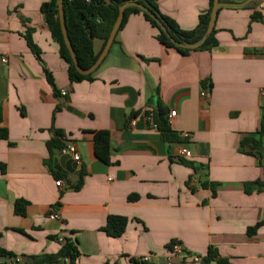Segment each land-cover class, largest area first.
<instances>
[{
  "label": "crops",
  "instance_id": "obj_1",
  "mask_svg": "<svg viewBox=\"0 0 264 264\" xmlns=\"http://www.w3.org/2000/svg\"><path fill=\"white\" fill-rule=\"evenodd\" d=\"M46 1L0 0V125L7 130L0 138V248L20 264H41L63 236L78 244L76 264H192L170 254L179 242L200 258L212 249L210 264H264V222L247 231L264 219V0H221L243 5L218 9L216 46L186 54L164 47L143 14L130 12L93 79L78 82L69 80L45 23ZM155 2L181 30L196 26L208 7V0ZM253 12L260 18L251 19ZM102 44L93 39L94 53ZM157 109L178 141L144 120ZM102 129L109 162L93 151V132ZM181 132L189 133L187 157L179 152ZM62 137L81 156L71 185L54 162ZM58 178L64 184L56 186ZM17 200L26 201L21 215ZM54 207L60 219L49 218ZM108 215L127 218L121 235L103 230ZM145 254L147 263L132 260Z\"/></svg>",
  "mask_w": 264,
  "mask_h": 264
},
{
  "label": "trees",
  "instance_id": "obj_2",
  "mask_svg": "<svg viewBox=\"0 0 264 264\" xmlns=\"http://www.w3.org/2000/svg\"><path fill=\"white\" fill-rule=\"evenodd\" d=\"M125 0H63V12L65 17V27L69 39L71 41V46L78 60V65L82 68H87L91 64H94L99 53H94L93 51V39L101 38L103 40V45L108 37L111 25L117 15V6L123 3ZM141 4H144L149 9L154 10L160 18L165 22L168 28V32L175 41H196L204 32L207 27L209 20V11L212 7L213 0H208V7L199 14L197 25L190 30H181L175 23V20L167 16L162 15L156 7L155 0H139ZM221 1V0H220ZM57 0H49L41 4V11L45 18V23L47 24L51 36L58 46L59 55L67 62V75L69 80L73 82H78L81 80H92L93 72L88 74L78 73L74 66L70 54L64 45L63 36L59 26V19L57 13ZM135 11V13H142L143 16L156 28L157 34L156 39L164 45V47H172L174 50L186 54L190 50H202L212 46L217 45L215 38V26L208 37L205 39L204 43L197 48L186 49L179 48L174 45V43L162 32L157 23L153 18H151L144 11L135 8V6H129L124 9L122 23H124L128 13ZM260 16L253 12L251 14V19H259ZM118 29V30H119ZM117 34V33H116ZM27 45L37 56L39 54L38 48L34 45L30 36L26 34ZM115 40V39H114ZM113 40V41H114ZM49 81L52 82V78L47 70H44ZM204 85V83H203ZM153 120L157 124L156 129L158 130L160 136L167 141H178V135L172 131L168 119L166 118V111L164 109H157L152 111ZM0 122H2L0 117ZM258 134L264 136V118L261 120L260 129H258ZM59 135V133H58ZM7 136V130L5 127L0 125V138H5ZM61 136V135H60ZM93 151L97 158L104 162L110 161L109 154V132L105 129L97 130L93 132ZM254 146V145H253ZM255 148H259L255 146ZM3 165H1L2 167ZM24 200H17L14 205V211L16 214H23L25 211ZM264 222V219L257 222L255 226L249 227L247 229L248 233H252L259 225ZM127 225V218L120 215H108L106 225H104L103 230L111 237H117L121 235ZM76 240L63 237V241L60 247L54 255H41L39 259L42 258L41 264H76V259L79 256V250L77 248ZM0 254H8L6 250L0 248ZM9 256H12L8 254ZM215 258L214 251L207 248L206 254L201 258L198 264H210ZM36 261V258H34ZM136 263L135 259H132ZM225 264V262H221Z\"/></svg>",
  "mask_w": 264,
  "mask_h": 264
},
{
  "label": "water",
  "instance_id": "obj_3",
  "mask_svg": "<svg viewBox=\"0 0 264 264\" xmlns=\"http://www.w3.org/2000/svg\"><path fill=\"white\" fill-rule=\"evenodd\" d=\"M226 4L236 5V6L243 5V3H224V2H221L220 0H213L212 7L210 8V11H209V20L207 23V27L205 28L203 34L196 41L195 40L194 41H175V39H173L171 37V35L169 34L168 28H167V25L165 24V22L160 18V16L154 10H151L147 6H145L144 4H141L139 0H125L123 3H121L117 6L116 18L114 20V23L111 25V28L109 30L106 42L103 45L100 53L98 54L97 59L95 60L94 64H91L87 68H82L78 65L79 63H78L77 57H76L74 50L71 46V41L69 39L65 24H64L65 23V17H64V12H63V0H57L56 6H57L58 19L60 22L59 26H60V30H61V33L63 36V40L65 42L64 45L70 54V57L72 59L73 66H74L75 70L78 73L85 75V74L94 72V70L97 68V66L99 64H101L102 60L106 56V54L109 50V47L113 43V40L115 39L116 33L118 32L119 25L122 23L124 9L126 7L135 6V8H138V9L144 11L151 18H153L155 20V22L157 23L158 28L166 34V36L174 43V45L176 47L186 48V49H193V48L195 49L197 47H200L204 43L205 39L210 34L212 27H214L218 9L220 7L226 5ZM61 100L63 101V99H61ZM149 103L155 105V101H154L153 97L149 100ZM61 106L65 107L68 110L73 111L72 107H70L68 105H64L63 103H61ZM54 162L58 163L57 167H61L62 172L66 175V177H67L66 185H71L73 183H76V182H72L70 180L69 174H72L73 171L76 170V164L77 163L74 162L68 154H60L59 152H57V155L54 158Z\"/></svg>",
  "mask_w": 264,
  "mask_h": 264
},
{
  "label": "built area",
  "instance_id": "obj_4",
  "mask_svg": "<svg viewBox=\"0 0 264 264\" xmlns=\"http://www.w3.org/2000/svg\"><path fill=\"white\" fill-rule=\"evenodd\" d=\"M0 61L5 62L6 58L1 57ZM65 93H66L65 90L60 91L61 95H65ZM200 96L203 99H206L208 96V89L205 87H201ZM169 114L174 115V111L171 110L169 112ZM143 118L147 123H149L151 125L152 128L156 129L157 124L153 120L152 111L148 110L145 113H143ZM179 137H180V140L182 141L181 147L179 149L180 155L186 156V157L190 156V150L188 148L189 146L187 145V139L189 137V133L188 132H181L179 134ZM62 138H63V143L60 144V146L58 148V152L60 154H68L74 162L79 163L81 161V156H80V154L77 150V147L75 145L76 143L72 142L69 139H66L65 137H62ZM61 184H64V181L62 179L58 178L55 181V185L60 186ZM48 216L52 220L60 219L58 207H54L50 212H48ZM57 239L60 242H62L63 236H59ZM182 247L183 246L179 242L172 243L171 247H169L170 254L171 255L172 254H180L182 258L187 257L192 262V264H198L200 262L201 258L199 256L187 254ZM134 259L138 263H147L150 261V257L148 254L137 256ZM5 262H8V264H20L22 262V258L20 256H9L8 254H0V264H3Z\"/></svg>",
  "mask_w": 264,
  "mask_h": 264
}]
</instances>
